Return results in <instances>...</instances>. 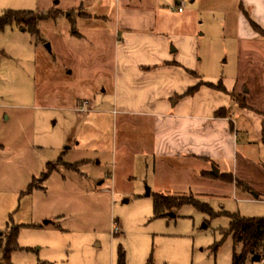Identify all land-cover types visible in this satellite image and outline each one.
<instances>
[{"label": "rangeland", "instance_id": "1", "mask_svg": "<svg viewBox=\"0 0 264 264\" xmlns=\"http://www.w3.org/2000/svg\"><path fill=\"white\" fill-rule=\"evenodd\" d=\"M125 1L0 0V18L7 11L36 18V25L0 28V239L6 244L16 233L19 247L1 251L0 264H117L120 249L126 264H232L231 219L223 214L264 218V142L241 109L264 111V45L239 41L236 1L201 13L197 71L213 83L197 87L231 96L237 176L259 198L217 178L196 181L186 195H210L212 202H201L217 217L186 206L156 219V194H137L122 159L137 151V127L113 113L115 31ZM224 85L235 90L223 92ZM124 140L132 147L121 148ZM150 223L161 234L152 243Z\"/></svg>", "mask_w": 264, "mask_h": 264}, {"label": "crops", "instance_id": "2", "mask_svg": "<svg viewBox=\"0 0 264 264\" xmlns=\"http://www.w3.org/2000/svg\"><path fill=\"white\" fill-rule=\"evenodd\" d=\"M219 1L185 0V9L179 12L177 0H170V4L164 0H127L117 13L113 113L127 117L137 127L135 154L128 153L132 146L126 140L120 147L129 149L122 153V159L125 163L130 161V169H125L129 180L137 181L140 197L193 194L196 181L217 178L213 175L214 166L219 175L231 174L240 181L236 171L240 165V127L231 113V96L207 87H199L193 94L188 92L203 81L213 83L197 71L203 70L199 58V45L205 36L201 33L202 11L236 1L239 41L264 45V0ZM251 21L258 29L253 28ZM221 31L227 33L225 28ZM224 87L229 93L235 90V86ZM241 109L264 142V111ZM221 110L230 114L217 117ZM230 184L239 189L236 183ZM250 188L249 194H253ZM255 194L259 198V193ZM199 196L202 202H212L210 195ZM150 213L151 210L144 217L146 221ZM147 234L151 243L161 237L152 224ZM116 235L121 236V232ZM232 243L233 261L236 247Z\"/></svg>", "mask_w": 264, "mask_h": 264}, {"label": "trees", "instance_id": "3", "mask_svg": "<svg viewBox=\"0 0 264 264\" xmlns=\"http://www.w3.org/2000/svg\"><path fill=\"white\" fill-rule=\"evenodd\" d=\"M57 13L53 16L57 17ZM35 17H23L17 12L7 11L0 18V28L8 25L9 23L15 21L19 24L21 23H35ZM253 28L258 29V27L251 21ZM198 87L191 89L188 94H193L197 91ZM226 92L225 87L222 89ZM226 110L219 111L216 115L217 117H226ZM217 179L225 183H236L237 188H244L248 193L251 192V188L241 181L234 180L231 174H222L217 177ZM194 207L198 211L210 215L212 218L218 215L212 211L207 204L202 203L195 196L190 195H154V218H175L176 213L183 207ZM223 215L228 216L231 219L230 229L228 234L232 235L235 247L237 245L242 246V250L237 252L236 249L233 254L232 264H246L248 259L252 261L253 264H260L264 258V218H245L239 214H228ZM11 236L7 237V243L4 244L0 239V252L2 251L6 256H8L12 251L17 250V235L15 233L13 241H15L14 246L9 247V243L12 244ZM117 264H126L125 253L122 249L118 252V262Z\"/></svg>", "mask_w": 264, "mask_h": 264}, {"label": "water", "instance_id": "4", "mask_svg": "<svg viewBox=\"0 0 264 264\" xmlns=\"http://www.w3.org/2000/svg\"><path fill=\"white\" fill-rule=\"evenodd\" d=\"M46 48L48 49L49 52H51L50 44H47ZM213 175H215L216 177L219 176V170H218V168L216 166L213 167ZM147 194L149 195V192ZM253 196H254V198H258V195L255 194V193H253ZM125 203H128V200H125ZM46 224H48V222H46Z\"/></svg>", "mask_w": 264, "mask_h": 264}, {"label": "built area", "instance_id": "5", "mask_svg": "<svg viewBox=\"0 0 264 264\" xmlns=\"http://www.w3.org/2000/svg\"><path fill=\"white\" fill-rule=\"evenodd\" d=\"M112 1L118 2L119 0H112ZM177 2L179 3L178 6H177V10H178L179 12H183L184 9H185V7H186L185 0H177ZM117 229H118V228H116V230H117ZM263 262H264V258H263V260L261 261L260 264H263Z\"/></svg>", "mask_w": 264, "mask_h": 264}]
</instances>
